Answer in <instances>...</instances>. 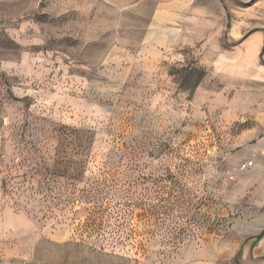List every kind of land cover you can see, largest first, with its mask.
<instances>
[{
    "label": "rangeland",
    "instance_id": "1",
    "mask_svg": "<svg viewBox=\"0 0 264 264\" xmlns=\"http://www.w3.org/2000/svg\"><path fill=\"white\" fill-rule=\"evenodd\" d=\"M263 226L264 0H0V264H240Z\"/></svg>",
    "mask_w": 264,
    "mask_h": 264
},
{
    "label": "crops",
    "instance_id": "2",
    "mask_svg": "<svg viewBox=\"0 0 264 264\" xmlns=\"http://www.w3.org/2000/svg\"><path fill=\"white\" fill-rule=\"evenodd\" d=\"M230 225V224H229ZM241 228L235 224L228 226V230L231 235L235 236ZM258 240L256 243L255 241ZM255 242V243H254ZM243 242L236 245L233 242L226 249L219 247L211 240L204 241L195 246L193 251L188 249H181L176 252L171 258L163 259L161 263L159 261L142 260L138 264H227L231 261L233 264L237 251L241 248ZM245 253L243 259L240 260V264H264V226L259 228L255 233V237L251 238V241L244 244L243 247ZM226 255V258L221 256Z\"/></svg>",
    "mask_w": 264,
    "mask_h": 264
},
{
    "label": "built area",
    "instance_id": "3",
    "mask_svg": "<svg viewBox=\"0 0 264 264\" xmlns=\"http://www.w3.org/2000/svg\"><path fill=\"white\" fill-rule=\"evenodd\" d=\"M253 164H254V161L251 160V161L246 162V163L243 165V167H244V168H249V167H252Z\"/></svg>",
    "mask_w": 264,
    "mask_h": 264
},
{
    "label": "trees",
    "instance_id": "4",
    "mask_svg": "<svg viewBox=\"0 0 264 264\" xmlns=\"http://www.w3.org/2000/svg\"><path fill=\"white\" fill-rule=\"evenodd\" d=\"M197 71V70H196ZM201 73H200V76L198 77V81H196V85H198L199 84V82H200V80H201V78H202V76L204 75V73H202V71L201 70H199Z\"/></svg>",
    "mask_w": 264,
    "mask_h": 264
}]
</instances>
